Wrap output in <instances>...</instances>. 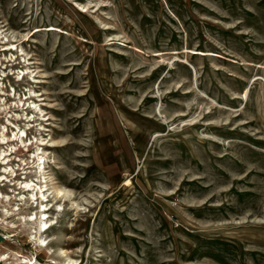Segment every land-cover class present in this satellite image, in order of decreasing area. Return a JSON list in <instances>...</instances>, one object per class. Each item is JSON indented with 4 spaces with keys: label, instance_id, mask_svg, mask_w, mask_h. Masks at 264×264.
I'll list each match as a JSON object with an SVG mask.
<instances>
[{
    "label": "rangeland",
    "instance_id": "374dc122",
    "mask_svg": "<svg viewBox=\"0 0 264 264\" xmlns=\"http://www.w3.org/2000/svg\"><path fill=\"white\" fill-rule=\"evenodd\" d=\"M0 264H264V0H0Z\"/></svg>",
    "mask_w": 264,
    "mask_h": 264
}]
</instances>
